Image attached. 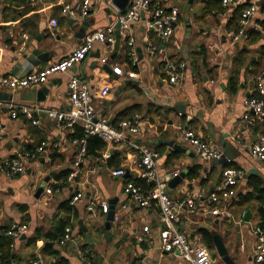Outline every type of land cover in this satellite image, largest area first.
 Returning <instances> with one entry per match:
<instances>
[{"label":"crops","instance_id":"0c3cea01","mask_svg":"<svg viewBox=\"0 0 264 264\" xmlns=\"http://www.w3.org/2000/svg\"><path fill=\"white\" fill-rule=\"evenodd\" d=\"M65 1L74 6L82 3V0ZM194 1L187 0L189 5ZM200 1L202 9L196 17L204 22V28L194 26L190 36L193 41L188 42V38L184 40L183 37L189 24L184 22L180 11L173 35L162 40L147 30L146 16L133 23L128 31H121L116 18L118 11L124 10L107 6L105 0H90L88 15L77 20L60 14L59 0H0V79L22 76L66 58L89 32L113 27L115 38L107 56L104 46L95 44L93 51L69 74L53 75L46 82L28 88L9 90L0 85V100L13 104L17 113V118L11 119V109L0 110L3 128L0 139V236L7 237L6 232L12 224L27 226L24 235L7 237L12 256L9 264H184L176 253L159 249L158 234L162 228L159 210L155 207L141 209L123 194L127 182L143 189L153 186L141 178L136 166L139 152L131 143L158 152L155 164L159 180L165 184L172 201L196 195V211L180 210L177 228L189 240L199 239L208 249L212 264L216 261L226 264L224 256L233 260L235 254L238 255L237 264H255L254 229L260 227L264 232V220L260 218V205L255 199L243 204L240 200L252 192L249 178H259L264 184V166L250 154L259 128L243 120L247 112L243 100L255 95L257 80L264 85V28L259 24L264 21V3L258 4L254 15L247 20L244 36L233 42L231 37L239 31L241 19L236 23L237 32L229 23L237 7H224L218 3L207 11L208 0ZM159 2L166 7L176 6V0ZM52 19L57 21L55 28L49 23ZM247 30L259 35L249 36ZM130 38L137 66L129 61ZM117 39L119 45L115 47ZM183 42L187 44L185 54L182 53ZM150 45L162 48L164 52L150 56ZM32 46L47 53L45 60L34 67L28 63L19 64L15 59ZM243 50L247 54L241 53ZM97 52L99 58H96ZM105 56L107 60L103 64L101 59ZM241 57L242 66L235 67L234 62ZM181 61L186 64L184 80L181 84H170L164 71L166 62ZM115 67L121 70V75L112 72ZM130 72L137 77L129 78ZM70 75L87 82L96 111L111 125L117 126L133 114L144 120L139 133L126 134L123 143L111 144L97 137L105 147L98 148L93 141L90 153H86L78 169L73 167L78 146L72 140L81 135L80 127H64L37 112L33 117L38 124H33L21 111V107L32 111L67 110ZM231 76L236 78L234 93L228 86ZM104 86L110 91L101 97L99 90ZM45 88L46 94L41 92ZM176 106L183 112H178ZM189 129L222 154L228 151L231 159L217 165L213 160L197 156L183 139L184 131ZM175 133L177 137L173 139ZM170 140L185 153L169 150L165 143ZM43 141L47 147L37 158L25 160L24 174L7 173L6 164L17 152H34ZM225 143L232 145L231 148L224 150L222 145ZM230 166L245 172L236 186V195L218 205L212 204L208 196L221 184L222 170ZM113 169H123L125 175L112 177ZM192 169L196 170L195 178L188 177ZM71 172L76 176L69 182L67 177ZM175 172L182 177L179 182L174 181ZM47 189L51 194L46 193ZM79 191L83 192V198L70 206V198ZM101 203L107 204L108 209L115 203V230L102 231L106 214L100 211ZM90 205L95 206V213H89ZM215 206L220 215L209 213ZM248 210L250 214L245 221ZM91 216L100 220L97 229L89 220ZM62 224L71 229V240L63 246L58 241L45 240L46 234L56 236ZM145 226L149 227L148 233L143 232ZM90 227L96 234L85 241ZM200 229L209 232V244ZM111 232V240H107L106 235ZM37 235L41 238L28 245L27 240ZM45 245L50 251L43 250ZM217 245L226 250L224 256L220 255ZM241 253L246 254V260L242 261Z\"/></svg>","mask_w":264,"mask_h":264},{"label":"built area","instance_id":"2783aa9c","mask_svg":"<svg viewBox=\"0 0 264 264\" xmlns=\"http://www.w3.org/2000/svg\"><path fill=\"white\" fill-rule=\"evenodd\" d=\"M218 1L224 7L247 5V8L242 12L239 31L231 37L233 42H238L244 36L247 20L254 15L261 0ZM105 2L107 6L115 8L113 0H105ZM58 3L60 14L64 17L77 20L88 15L90 0H82L81 4L75 6L67 3L65 0H59ZM179 11L177 6L166 7L161 5L159 0H129L126 9L123 12L118 11L116 25H118L121 31H128L133 23L140 21L143 16H146L147 30L152 32L156 37L167 40L173 35L178 22ZM49 23L52 28L57 27L55 19H52ZM113 33V27L89 32L84 36L81 44L66 58L39 70H30L22 76L14 75L1 78L0 85L9 90L28 88L46 82L53 75L69 74L75 65L81 63L93 51L95 44L104 46V53L107 56L111 52V47L115 40ZM128 45L132 48L129 61L131 65L137 66V58L133 50V40L131 38L128 40ZM163 52L164 49L154 45H150L148 49L150 56L162 54ZM106 56L101 59V63L104 64L106 62ZM185 70L186 64L182 61L177 63L166 62L164 67L170 84H181L185 77ZM112 72L116 75H121V70L117 67L112 68ZM128 77L136 78L137 74L130 72ZM109 91V87L104 86L99 90V95L105 97ZM68 99L69 107L65 111H32L27 107H21V111L33 124H38V120L33 117V113L37 112L47 115L64 127L70 129L74 126L80 127L82 136L72 140V143L78 146V151L73 162L75 169H78L86 156V146L89 137L95 136L111 144H120L126 141V134H138L140 127L144 124V120L140 115L133 114L129 118L121 120L117 126L111 125L108 119L96 111L87 82L75 75L69 76ZM243 104L247 110L243 115V120L249 125L259 128L257 139L250 148V154L264 166V85L261 80H257L256 82L255 95L244 98ZM4 107L11 109V119L17 118L13 104H7L0 100V110ZM2 129L0 124V139ZM183 139L200 158L204 160H219L221 158L222 152L203 141L193 130H185ZM131 145L137 148L139 152V160L136 162V166L140 170L141 178L148 183L155 182V185L148 189H143L131 182H127L123 187V194L141 209L148 210L155 207L159 210L162 224V228L158 234L159 249L163 252L176 253L184 264H212L208 249L199 242V239L191 241L177 228L180 210L185 208L191 213L196 211L194 203L196 195L192 194L183 200L172 201L166 192L165 184L159 180L155 164V160L159 157L158 152L148 148L137 147L133 143ZM46 147L47 143L43 141L34 152H17L6 164L7 173L10 175L24 174L26 172L25 160L37 158ZM244 173V170L241 168H224L221 172V184L209 194V201L212 204L218 205L220 201L234 197L236 195V186L243 179ZM110 174L112 177H123L125 171L123 169H113ZM177 174L178 172H175L173 176H177ZM75 176V172H71L67 180L71 182ZM46 193L51 194V190L47 189ZM82 198L83 192H76L70 198L69 205L75 206ZM99 207L103 214L108 212L107 204L101 203ZM88 211L95 213V206L90 205ZM209 213L213 216L221 214L217 206L212 208ZM26 232V225L12 224L6 232V236L8 238H16L24 235ZM143 232L148 233L149 227H143ZM254 235V263L264 264V232L260 227H256ZM69 240H71V229L67 227L58 243L63 246ZM32 264L37 263L33 262Z\"/></svg>","mask_w":264,"mask_h":264},{"label":"trees","instance_id":"16d2710c","mask_svg":"<svg viewBox=\"0 0 264 264\" xmlns=\"http://www.w3.org/2000/svg\"><path fill=\"white\" fill-rule=\"evenodd\" d=\"M218 3H219L218 0H208L206 2V8L205 9L208 11V9L212 5L218 6ZM245 8H247L246 4L241 5V6H237V8L235 9V11L233 13V18L230 21L229 25L233 28V30L235 32L238 31V26L236 25V23H237V21H239L241 19L242 12H243V10ZM206 10H205V12H207ZM263 10H264V7H263ZM259 24L261 25V27L264 28V21H260ZM247 35H249V36H251V35L258 36L259 33L255 32V31H248L247 30ZM241 53L247 54V51L243 50ZM243 54H241V56ZM242 64H243L242 57L238 58L237 63L234 62L235 67H237V66L239 67V65L242 66ZM228 86H229L230 92L234 93L235 90H236V78L234 76L230 77ZM124 112H126V110ZM79 130L81 132V135H79L78 138H80L82 136V130L81 129H79ZM93 141L95 142V144H97L98 148H102L103 149L105 147V144L100 139H98L97 137H89L88 140H87V146H86V153L87 154L90 153V144ZM230 168H238V167L230 166ZM196 175H197V173H196L195 169H192L188 173V177L189 178H195ZM248 185L252 189V192L250 194L246 195L245 197H243L240 200V204H243V203H246L247 201L255 199L260 205V208H259L260 218H261V220H264V209H263V207H264V184L259 178H253L251 180L249 178ZM65 228H67L66 224L60 225L59 230H58V234L56 236H53L51 234H46V235H44L45 240L59 241L60 238L64 234ZM199 231H200V233H202L205 242L207 244H209L210 243V234H209V232L207 230H205V229H200ZM40 238L41 237L37 235L34 238L28 239L27 240V244L28 245L35 244L36 241L39 240ZM9 244H10V241L8 240V238L4 237V234H2L0 236V261H1L0 264H9L11 259H12V256L9 254ZM43 250H45V252H48V251H50V248L48 247V245L47 246L45 245Z\"/></svg>","mask_w":264,"mask_h":264},{"label":"water","instance_id":"95a60500","mask_svg":"<svg viewBox=\"0 0 264 264\" xmlns=\"http://www.w3.org/2000/svg\"><path fill=\"white\" fill-rule=\"evenodd\" d=\"M129 0H113V4L119 8L120 10H125L127 4H128ZM264 0H261L259 4H263ZM118 26V25H117ZM119 45V39L116 40L115 42V47H117ZM27 53H23L20 55L19 58H16L15 60L18 61L19 64L23 65L24 63H28L31 66H35L38 62H42L45 60V57L47 55V53H43L41 50H39L37 47H31L26 49ZM187 52V48L184 47L182 49V53L185 54ZM96 58H99V52H97L96 54ZM23 62V64H22ZM105 68V67H104ZM42 93L46 94V88L41 90ZM175 109L178 112H183L182 108L176 106ZM173 139H175L177 137V134H173L172 135ZM169 148V150H178L182 153H185L184 150L180 149L179 146H175L174 145V141L170 140L169 142L165 143ZM222 144H224V142H222ZM223 149L225 150L226 147L227 149L231 148L232 145L225 143V145H222ZM229 152L225 151V153H223L221 155V158L219 160H213L215 164L219 165L222 163V161H227L230 160L231 157L229 156ZM181 175L179 176H175L174 177V181L178 180V182L181 180ZM173 181V182H174ZM151 185H155V182H151ZM40 191V190H39ZM116 203V202H115ZM115 203H113V205L109 206V211L106 213L105 218H104V222H103V228L102 231H112L115 230ZM90 214H92L91 212H89ZM250 214V211L248 210L245 214V221H248V216ZM89 220H92L93 223V227L94 229H97L99 227L100 224V220L99 219H95V216H91L89 218ZM85 230V228H84ZM113 233L111 232V234L106 235V239L107 240H111V235ZM122 242V240H121ZM219 253L221 256H224L226 253V250L220 245V247L217 245ZM238 255L235 254L233 256V260H231L230 258H228L227 256H224L223 260L226 264H237V262L235 261L237 259Z\"/></svg>","mask_w":264,"mask_h":264},{"label":"rangeland","instance_id":"374dc122","mask_svg":"<svg viewBox=\"0 0 264 264\" xmlns=\"http://www.w3.org/2000/svg\"><path fill=\"white\" fill-rule=\"evenodd\" d=\"M175 5L179 8L180 14L183 15L184 22H187L189 24V27L186 28L185 36L183 39L185 40L188 38V42H192L193 40H190L191 31L194 30V26L200 27V29L204 28V22L198 19L196 16L201 13L202 9V3L200 0H195L192 5H189L187 1L184 0H176ZM186 37V38H185ZM183 40V41H184ZM187 45L183 42V47ZM95 231L90 227L88 228V232H86L85 235V241L89 239H93L92 237L95 236ZM246 254L241 253L240 257L242 261L246 260L245 258ZM215 264H220L218 261H216Z\"/></svg>","mask_w":264,"mask_h":264}]
</instances>
